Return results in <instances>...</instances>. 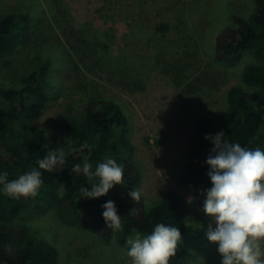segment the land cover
<instances>
[{
	"label": "rangeland",
	"instance_id": "1",
	"mask_svg": "<svg viewBox=\"0 0 264 264\" xmlns=\"http://www.w3.org/2000/svg\"><path fill=\"white\" fill-rule=\"evenodd\" d=\"M63 2L65 14L77 27L86 29L84 24L93 22L98 16L97 9L104 6V0ZM121 3L122 7L106 5L103 15L108 23L98 19L103 24V33L89 46L97 49L86 51L81 42H75L72 49L57 22L45 13L44 0H0V18L11 11L26 12L32 17L30 23H39L29 39L3 58L8 60V66H0V84L16 85L21 75L35 68V57L50 55L52 96L36 126L50 135L55 149L63 150L68 138L60 127L66 121L67 106L79 113L93 98H113L119 102L130 121L133 159L142 173L138 189L146 203L157 202L165 190H174L190 201L189 230L184 238L188 256L184 264H220L217 243L209 242L205 236L211 217L193 202L191 192L179 184V176L195 120L224 112L226 93L231 86L247 88L240 75L246 64L257 62L253 54L247 51L239 62L228 64L215 60L213 47L217 33L232 24L231 13L247 16L254 2L123 0ZM159 23L169 24V28L159 31L156 29ZM105 42L125 54L131 68L116 69L109 60L101 59L105 53L101 45ZM79 50L86 51L83 62H79ZM0 119L15 124L14 111L3 99H0ZM127 191L126 186L117 184L107 194ZM14 223L27 226L32 238L54 244L60 264H131L126 254L130 247L127 241L134 235L124 244L115 238L104 241L89 230L63 223L55 206L45 210L27 208Z\"/></svg>",
	"mask_w": 264,
	"mask_h": 264
},
{
	"label": "trees",
	"instance_id": "2",
	"mask_svg": "<svg viewBox=\"0 0 264 264\" xmlns=\"http://www.w3.org/2000/svg\"><path fill=\"white\" fill-rule=\"evenodd\" d=\"M122 1L104 0V6L97 9L96 19L84 24L86 29L77 27L65 14L63 0H44L47 7L45 13H49L48 16L57 22V27L66 36L72 49L75 42H81L86 51L87 48L94 51L96 46H89L91 42L94 45L95 38L98 39L103 33L101 21L108 23V18L103 15L106 5L121 6L124 3ZM253 2L254 6L247 16L231 13L232 24L217 33L213 47L215 60L228 64L239 62L247 51L253 54L257 62L246 64L240 75L247 88L231 86L226 93L224 112L216 117L197 118L184 151L185 163L179 184L187 188L193 202L202 207L205 199L203 190L211 187L206 174L208 166L204 162L213 147L205 135H214L222 130L230 142L251 149H264V0ZM31 19L26 12L11 11L1 16L0 66H8V60L3 58L38 29L39 23H35L36 27L30 23ZM168 28L169 24L166 23L156 26L159 31ZM101 46L105 51L101 59L109 60L116 69L131 68V61L125 54L106 42ZM86 51L77 52L79 62H83ZM35 59V68L21 75L16 85L0 84V99L11 106L15 116V124L0 119V171L6 170L9 180L37 168V161L46 155V151L55 149L51 145L50 135L36 126L46 102L52 96L49 84L53 66L49 54ZM126 114L127 110L113 98H93L79 113L67 106L66 121L60 126L68 137L63 149L69 153L64 168L51 172L41 169L43 185L35 197L13 199L0 192V264H60L59 251L54 244L32 238L27 226L14 223L27 208L45 210L54 206L63 223L89 230L104 241L115 238L121 244L138 231L150 234L157 223L179 227L182 239L177 245L176 254L170 257L169 264L185 263L188 249L184 238L189 230L187 220L190 204L178 192L165 190L159 200L151 204V208L148 207L143 193L138 189L142 173L133 159L135 147ZM84 143L91 147L88 159L93 164V170L105 157H112L124 166L122 185L128 188L127 192L106 194L95 199L80 198L79 189L90 187L91 184L81 172L73 171V166L82 165L87 155L86 149L83 153L80 151V145ZM133 189L142 194L139 202L128 196ZM108 200L115 202L122 219V227L117 231L107 228L101 215L103 209L100 206Z\"/></svg>",
	"mask_w": 264,
	"mask_h": 264
},
{
	"label": "clouds",
	"instance_id": "3",
	"mask_svg": "<svg viewBox=\"0 0 264 264\" xmlns=\"http://www.w3.org/2000/svg\"><path fill=\"white\" fill-rule=\"evenodd\" d=\"M205 139L213 145L204 162L208 166L206 174L211 187L203 190L202 210L212 221L205 236L209 242L217 243L220 264H264V149H251L230 142L222 130L214 135H205ZM44 147L48 148L47 145ZM85 149L87 155L82 165L73 166V171L81 172L91 182L90 187L79 189L80 198H99L115 185L124 183V166L121 163L105 157L93 170L88 159L91 147L87 143L81 144L80 151L83 153ZM68 154L60 147L48 149L46 155L37 161V168L15 179L9 180V173L0 171V192L13 199L37 196L43 185L40 170L63 169ZM128 196L139 202L142 194L133 189ZM100 207L105 226L112 231L121 229L122 219L115 202L108 200ZM181 239L179 227L157 223L150 234L138 231L129 238L127 243L130 247L126 254L131 264H169Z\"/></svg>",
	"mask_w": 264,
	"mask_h": 264
}]
</instances>
